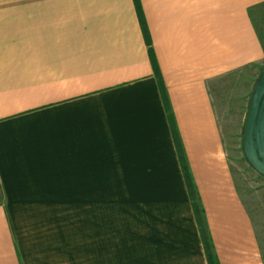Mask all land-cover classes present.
Here are the masks:
<instances>
[{"label": "crops", "instance_id": "1", "mask_svg": "<svg viewBox=\"0 0 264 264\" xmlns=\"http://www.w3.org/2000/svg\"><path fill=\"white\" fill-rule=\"evenodd\" d=\"M137 2L218 264H264L212 91L258 69L249 105L264 0ZM0 264H208L135 0H0Z\"/></svg>", "mask_w": 264, "mask_h": 264}, {"label": "rangeland", "instance_id": "2", "mask_svg": "<svg viewBox=\"0 0 264 264\" xmlns=\"http://www.w3.org/2000/svg\"><path fill=\"white\" fill-rule=\"evenodd\" d=\"M253 21L264 46V5L259 7L254 13ZM257 72L258 69L246 68L242 73L229 77L227 82L212 85L213 99L214 103L217 104L219 122L226 136L229 158L232 160L234 165H236V171L238 172V174H241L238 178L242 179L245 186L258 185V180L261 179L259 178V176H257L258 173L256 172V174L253 168L250 167V165L246 162L241 148V135L244 128L243 125L248 106V96L252 88V82L255 80ZM261 177L263 176L261 175ZM90 188V181L85 180L83 183V190L86 191ZM90 196L91 195H78L77 198L79 200H82V198L86 200L94 198L98 201V204L99 200H101V203L103 202L104 197ZM116 198L118 199L119 197ZM68 213L66 235L67 239H91L90 236L85 237L84 234H81V226L75 224V222V225L68 224V216L71 221H75V218L72 216V214L68 215ZM108 213L109 212L107 211V208L103 206L99 210V213H94L92 216L94 220L96 239H108ZM62 217H64V213H62ZM69 226L74 227V229L69 231ZM259 237L261 249L264 252L263 213L261 214Z\"/></svg>", "mask_w": 264, "mask_h": 264}, {"label": "water", "instance_id": "3", "mask_svg": "<svg viewBox=\"0 0 264 264\" xmlns=\"http://www.w3.org/2000/svg\"><path fill=\"white\" fill-rule=\"evenodd\" d=\"M241 144L246 162L264 177V69L251 93Z\"/></svg>", "mask_w": 264, "mask_h": 264}, {"label": "trees", "instance_id": "4", "mask_svg": "<svg viewBox=\"0 0 264 264\" xmlns=\"http://www.w3.org/2000/svg\"><path fill=\"white\" fill-rule=\"evenodd\" d=\"M135 5H136V8H137V14H138V17H139V20H140V23H141L142 31L144 33L145 43L148 46V51H149V56L151 57L152 67H153V70H154L155 75H156L157 80H158L159 90H160V93H161L163 104H164L165 109L167 111V117H168L169 125H170V128H171L172 137H173L174 143H175L176 148H177L178 158H179L181 170H182V173H183V177H184V180H185V183H186V187H187V190L189 192V197H190L191 205H192V208H193V212H194L195 218H196L197 223H198L199 232H200L201 240H202V243H203V248H204L205 256H206V259H207V263L208 264H218V261H217L215 255H214V253H213V249H212L209 237L207 236L206 230H205L204 226L202 225V220H201L202 211H201V208H200V206L198 204V200H197V196H196V193H195L194 185H193L192 180L190 178L186 163L184 161V158H183V155H182V152H181V147H180V144H179V141H178V138H177L175 125H174V123L172 121V116H171V112H170V108H169V103H168V99H167L166 90H165L164 85H163V83L161 81V77L159 75V72H158V69H157V66H156V62H155V60L153 58V55H152V50L150 48V46H151L150 38H149V35L147 33V29H146L145 24H144V19H143V16L141 14V11H140V8H139L137 0H135ZM244 123H245V120H244ZM242 133H243V131H242ZM241 137H242V135H241Z\"/></svg>", "mask_w": 264, "mask_h": 264}]
</instances>
